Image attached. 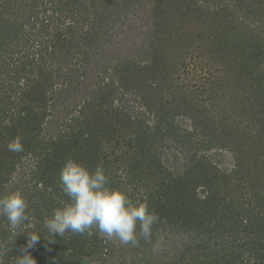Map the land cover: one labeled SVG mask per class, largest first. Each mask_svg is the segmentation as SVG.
<instances>
[{"label": "trees", "instance_id": "1", "mask_svg": "<svg viewBox=\"0 0 264 264\" xmlns=\"http://www.w3.org/2000/svg\"><path fill=\"white\" fill-rule=\"evenodd\" d=\"M74 2L0 0V197L19 191L29 215L16 237L0 216L2 264H15L33 232L36 264L117 255L95 226L49 235L45 218L69 202L59 180L69 159L102 167L110 188L158 215L151 238L167 234L161 261L143 264H264V34L232 19L264 22V0H234L233 12L154 0L148 49L113 62L102 46L116 37L106 20L119 1L87 0L81 10ZM81 91L82 105L64 113ZM16 139L21 152L8 150Z\"/></svg>", "mask_w": 264, "mask_h": 264}, {"label": "clouds", "instance_id": "2", "mask_svg": "<svg viewBox=\"0 0 264 264\" xmlns=\"http://www.w3.org/2000/svg\"><path fill=\"white\" fill-rule=\"evenodd\" d=\"M8 150L23 151L19 139L10 142ZM59 180L69 202L45 218L49 235L63 236L67 231L84 234L95 226L108 239L116 238L121 244L136 245L139 226L142 237L151 239L158 215L149 209L147 202L133 204L126 192L110 188L102 167L90 171L69 159L60 169ZM27 209V201L19 191L0 197V216L6 218L15 237L17 229L29 220ZM40 238L39 233L28 234L27 244L20 249L23 254L17 255L15 264H36L28 249L33 248Z\"/></svg>", "mask_w": 264, "mask_h": 264}, {"label": "rangeland", "instance_id": "3", "mask_svg": "<svg viewBox=\"0 0 264 264\" xmlns=\"http://www.w3.org/2000/svg\"><path fill=\"white\" fill-rule=\"evenodd\" d=\"M74 1H75L74 3H76V6H78L79 10H81L87 0H74ZM118 1H119L118 4H116L114 8L115 11L110 10L112 12L107 14V20H106V22H108L109 25L111 26L110 34L116 37L115 39L112 40L111 46L107 45L106 42L102 46V48L111 51V54L113 56L111 62H113L115 58H123L125 57V55L130 56L131 51L148 49V46L150 44L149 35L152 32L151 10L154 0H118ZM196 2L198 4L203 5L202 7L204 8L210 7L211 9H213L216 7H221L223 5L228 7L231 12H233L235 8L234 0H196ZM13 8L15 7H12L11 9ZM73 10H75V8ZM93 13L94 10L91 11V16L93 15ZM84 14L86 15V13ZM232 19L235 21L234 25L235 26L237 25L238 29H242V30L249 29L250 31H255L262 35L264 34V22H260L259 24H257L252 20V18L246 19L244 14H239L238 12L237 14L233 15ZM80 23L82 24V20L80 21ZM257 25H261V26L258 27ZM81 28L82 27L79 26L77 32L80 31ZM146 39H149V41L146 42ZM76 42H78L77 38H76ZM109 48H111V50H109ZM112 50H114V53L112 52ZM128 51L130 52L128 53ZM97 69L98 68L96 67V64H94V69L92 70L91 74H93V72H95ZM91 83L92 82L89 83V86L91 85ZM95 86L96 84L94 83L90 89H93ZM89 90H88L89 93L86 94L87 97H90ZM229 94L230 93L228 92L227 97H229ZM84 95L85 93L81 91L77 98L73 97V100L71 99V101L67 104V107L65 106L66 108L64 110V113H66L67 110H70L72 106L75 108V110H77L79 105H82V100H83L82 98H84ZM120 99L126 108L128 106H131L133 107L132 111L136 113L141 110L135 97L130 96L129 98V96L127 97L121 96ZM228 99L224 98V101L226 102L228 101ZM198 100H200V98ZM211 109H213V107H211ZM224 156L223 155L217 156L215 155V153L209 154L210 159L215 163L219 164L220 167L228 168V169L232 168L233 165L231 162H229V158ZM162 231L163 230L158 229L154 234L153 239L151 238L150 240H146V244H145L146 247H141V248L140 246L132 245L131 243L127 245L121 244L119 240L116 238H112V239L107 238L110 241V244L113 245V247L115 246L117 249L124 248L123 250L116 252L112 247L113 254H117V255L113 256L109 260V264H113V263L143 264L149 261L152 262L154 259L156 260L159 259L161 261L160 259L161 250L164 249V247L160 245V242H163L162 245H164L165 242L164 238L167 235ZM100 234L103 235L102 233ZM118 254H124V255L123 257L118 258L117 257ZM135 256L140 257L141 260L135 261L134 260Z\"/></svg>", "mask_w": 264, "mask_h": 264}]
</instances>
